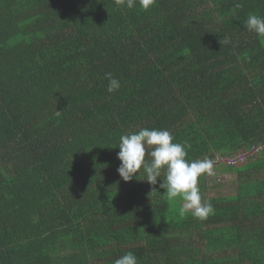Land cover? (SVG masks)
Here are the masks:
<instances>
[{"label":"trees","instance_id":"16d2710c","mask_svg":"<svg viewBox=\"0 0 264 264\" xmlns=\"http://www.w3.org/2000/svg\"><path fill=\"white\" fill-rule=\"evenodd\" d=\"M250 14L264 0H0V264H264V37ZM141 128L236 175L213 197L198 178L214 214L182 216L142 170L120 178L119 138Z\"/></svg>","mask_w":264,"mask_h":264},{"label":"clouds","instance_id":"9594fccd","mask_svg":"<svg viewBox=\"0 0 264 264\" xmlns=\"http://www.w3.org/2000/svg\"><path fill=\"white\" fill-rule=\"evenodd\" d=\"M117 4L132 9L139 4L143 10H148L155 0H116ZM236 7H241L237 3ZM248 31L264 37V17L250 14L244 21ZM227 38L223 43L227 44ZM108 80L107 91H118L120 81L111 72L105 73ZM174 137L167 129L141 128L138 132H130L119 138L117 159L120 164L117 172L120 178L131 181L141 174L150 185L155 186L158 178L162 181L159 188L169 200L179 198L182 201L180 214L186 212L200 220H206L214 214V207L210 202L203 201L198 178L204 174L214 175V161L211 158L188 160L186 144L173 142ZM146 153L148 159H146ZM224 163L228 164L227 161ZM157 191L155 188L151 191ZM115 264H138L137 256L128 252L115 260Z\"/></svg>","mask_w":264,"mask_h":264},{"label":"rangeland","instance_id":"374dc122","mask_svg":"<svg viewBox=\"0 0 264 264\" xmlns=\"http://www.w3.org/2000/svg\"><path fill=\"white\" fill-rule=\"evenodd\" d=\"M217 176H212L210 178V185L207 195L213 197L214 195L224 194H231V192L235 188V178L236 175L233 173L228 174H216Z\"/></svg>","mask_w":264,"mask_h":264},{"label":"built area","instance_id":"2783aa9c","mask_svg":"<svg viewBox=\"0 0 264 264\" xmlns=\"http://www.w3.org/2000/svg\"><path fill=\"white\" fill-rule=\"evenodd\" d=\"M256 151H257V150H255L254 153H255ZM240 159H241V157H240ZM227 163L231 164V163H233V161H227Z\"/></svg>","mask_w":264,"mask_h":264}]
</instances>
